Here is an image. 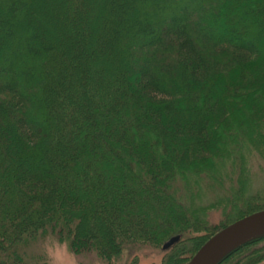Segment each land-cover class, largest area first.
Listing matches in <instances>:
<instances>
[{"label":"trees","instance_id":"16d2710c","mask_svg":"<svg viewBox=\"0 0 264 264\" xmlns=\"http://www.w3.org/2000/svg\"><path fill=\"white\" fill-rule=\"evenodd\" d=\"M257 177L264 0H0V264L52 230L101 264L179 236L187 264L264 210Z\"/></svg>","mask_w":264,"mask_h":264},{"label":"water","instance_id":"95a60500","mask_svg":"<svg viewBox=\"0 0 264 264\" xmlns=\"http://www.w3.org/2000/svg\"><path fill=\"white\" fill-rule=\"evenodd\" d=\"M264 236V210L233 222L209 238L187 264H217L228 253L250 239ZM179 240L174 236L164 242L166 250Z\"/></svg>","mask_w":264,"mask_h":264},{"label":"rangeland","instance_id":"374dc122","mask_svg":"<svg viewBox=\"0 0 264 264\" xmlns=\"http://www.w3.org/2000/svg\"><path fill=\"white\" fill-rule=\"evenodd\" d=\"M103 4H104V1L101 2L102 6H103ZM164 11H166V10H164ZM93 12L94 11H92V14H93ZM256 181H257L256 184L259 185L261 183V177H257ZM256 184L255 183L253 184L254 188L258 186ZM261 184L263 185L264 182H262ZM211 199H212V196L203 200L201 203L206 204ZM201 203L196 202V204H201ZM220 213H221L220 208L217 210H213V211L208 212L207 219L210 221V223L212 225L217 226L219 224V220L221 217ZM189 236H191V235L186 236L185 240H187L188 239L187 237H189ZM253 239H255V238H253ZM253 239H250L249 241H251ZM182 240H184V239H182ZM182 240L179 237V240L174 245H172L170 248H168L166 250L161 249L162 245H158V246L147 245V246H140V247L137 246L136 248L130 247L129 248L130 251H126L121 256V258L113 264H184V261L182 259L186 258L189 255V253L191 252V250L193 249V242L186 243L185 241L183 242ZM181 241H182V243H179ZM249 241H246V242H249ZM246 242H244V243H246ZM38 246L36 244V247L32 250V252L34 253V255H40L45 260L43 253H42V249H41V243L38 244ZM239 246H241V245H239ZM183 248L187 249L184 253H182ZM43 259L40 260L39 258L34 257L33 259H31L29 261H31L33 264H41ZM177 261H179V262H177ZM45 262H46V260H45ZM78 264H101V263L96 259V257H94L92 255H82V256H78ZM259 264H264V258H262V261Z\"/></svg>","mask_w":264,"mask_h":264},{"label":"clouds","instance_id":"9594fccd","mask_svg":"<svg viewBox=\"0 0 264 264\" xmlns=\"http://www.w3.org/2000/svg\"><path fill=\"white\" fill-rule=\"evenodd\" d=\"M62 221H57L61 224ZM41 249L47 264H78V255L68 238L58 235L57 230L45 231L40 237ZM103 259V257H98Z\"/></svg>","mask_w":264,"mask_h":264}]
</instances>
